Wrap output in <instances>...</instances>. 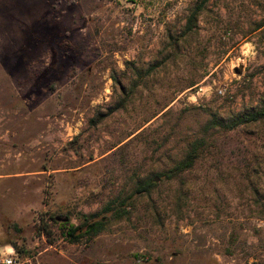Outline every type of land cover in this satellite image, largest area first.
Segmentation results:
<instances>
[{
  "label": "rangeland",
  "instance_id": "obj_1",
  "mask_svg": "<svg viewBox=\"0 0 264 264\" xmlns=\"http://www.w3.org/2000/svg\"><path fill=\"white\" fill-rule=\"evenodd\" d=\"M199 1L0 0V254L264 264V120L204 131L264 100V0H211L187 32ZM202 138L190 170L133 196ZM129 197L90 241L39 234Z\"/></svg>",
  "mask_w": 264,
  "mask_h": 264
},
{
  "label": "trees",
  "instance_id": "obj_2",
  "mask_svg": "<svg viewBox=\"0 0 264 264\" xmlns=\"http://www.w3.org/2000/svg\"><path fill=\"white\" fill-rule=\"evenodd\" d=\"M211 0H200L198 4L191 11L187 23L186 31H192L195 26L196 20L199 15L204 11L207 4ZM264 26V20L261 24L257 26L260 28ZM264 120V100L262 103L254 110L244 112L242 114H237L228 120H221L217 118L210 119L204 126L205 134H207L212 129L224 128L226 130L232 131L241 126H249L259 123ZM205 139L202 138L190 145L185 156L176 165L170 169L157 173L156 177L158 179L172 180L184 172L190 170L199 158L200 151L205 145ZM246 159L242 156L240 159V165L245 166ZM156 177H149L136 186L133 192L135 195H143L150 193L152 188L156 186ZM131 198H126L115 207V203L107 204L100 212L92 213L89 215H80L79 223L77 225L71 223V216L69 213L63 215L49 216L44 219L42 216L40 218V228L39 234L46 237L49 244L54 242L52 237V231L49 227V223H54L59 225V232L61 237L70 244L79 243L82 240L90 241L100 234L107 231L108 226L111 223V219H121L126 214V207L130 204ZM51 238V239H50ZM12 248L17 250L15 244H12Z\"/></svg>",
  "mask_w": 264,
  "mask_h": 264
},
{
  "label": "built area",
  "instance_id": "obj_3",
  "mask_svg": "<svg viewBox=\"0 0 264 264\" xmlns=\"http://www.w3.org/2000/svg\"><path fill=\"white\" fill-rule=\"evenodd\" d=\"M11 251H8L7 248L5 250V253L0 254V264H17V256L12 247Z\"/></svg>",
  "mask_w": 264,
  "mask_h": 264
},
{
  "label": "water",
  "instance_id": "obj_4",
  "mask_svg": "<svg viewBox=\"0 0 264 264\" xmlns=\"http://www.w3.org/2000/svg\"><path fill=\"white\" fill-rule=\"evenodd\" d=\"M155 181L157 182L158 181V178H156Z\"/></svg>",
  "mask_w": 264,
  "mask_h": 264
}]
</instances>
